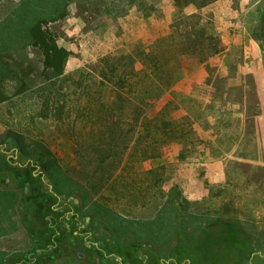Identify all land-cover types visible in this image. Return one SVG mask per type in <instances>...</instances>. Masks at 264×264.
<instances>
[{
    "label": "rangeland",
    "instance_id": "1",
    "mask_svg": "<svg viewBox=\"0 0 264 264\" xmlns=\"http://www.w3.org/2000/svg\"><path fill=\"white\" fill-rule=\"evenodd\" d=\"M37 20H48L69 52L58 78L44 77L32 46ZM133 68L177 80L173 115L184 137L120 135L118 154L99 164V132L132 128ZM120 76L126 87L108 88ZM100 99L111 113L105 121L96 116ZM14 133L57 156L70 177L61 195L40 173L28 184ZM40 184L61 198L56 211L77 215L66 227L77 233L69 239L76 253L64 242L49 247ZM214 224H224L213 231L225 237L200 255L197 233ZM0 264H264V0H0Z\"/></svg>",
    "mask_w": 264,
    "mask_h": 264
},
{
    "label": "trees",
    "instance_id": "2",
    "mask_svg": "<svg viewBox=\"0 0 264 264\" xmlns=\"http://www.w3.org/2000/svg\"><path fill=\"white\" fill-rule=\"evenodd\" d=\"M52 3V2H51ZM57 19L56 15H52L50 18L51 21H54ZM48 20H37L34 21L29 30V36L32 41V46L36 49H38L43 56V65H44V77L47 80H51L54 78L60 77L64 73L65 65L69 57V52L61 47L58 44V41L55 37V35L46 28ZM144 65V64H143ZM145 66V65H144ZM159 67L158 64L154 63L153 70L157 69ZM134 72L132 73V76L130 78V87L132 89V96L130 97V100H127L130 105L132 106L133 110V116H132V128L130 131H127L126 134L124 132H121L118 134L117 129L111 128V126L104 128V130L99 132V149L98 153L100 154V160L99 164L105 165L108 162L107 157L111 154L117 155V146L115 139L118 138V136H130L131 138H136L138 142H146L149 141L155 142L157 139V136L159 133V130H163V138L165 139H181L180 137H184V134L182 132V123L180 120H178L177 117L173 115L174 109H179L180 106L177 104V98L174 96L175 94H172L173 88L175 87V82L177 83V80H170V79H161L157 76H154L152 74H147V68L144 70L143 76L140 75L141 71L137 72L136 68H133ZM150 69V71H153ZM141 76V77H140ZM140 77V78H139ZM126 87V79L125 77H118L117 82L110 83V86L108 88L111 89H121ZM156 88L157 92L154 94H140L138 91L142 88ZM164 92V93H163ZM166 93H168L167 96L170 97V101H168L165 104V107L161 108L160 112L154 117H150L148 113H146L147 109L153 108L154 106H159L164 101V96H166ZM184 98V97H183ZM119 100H122V96H119ZM118 100V101H119ZM172 108V110H170ZM46 111H48V108L46 106ZM172 112V114H171ZM62 110L61 108L58 109L57 115L61 116ZM44 115H47V113H44ZM111 113L107 110V105L105 101L99 100V109L96 111V116L99 119V121H105L108 116H110ZM46 117V116H44ZM87 119H90L87 117ZM159 124H162V129H159ZM154 126V127H152ZM153 128V130H151ZM182 132V133H181ZM14 137L19 152L24 158V164L27 162V164L24 166L26 168V173L29 176L28 184L35 185L37 183V180L32 178L34 171H37L40 173L41 176H44L46 178H49L51 182L54 184L55 190L58 191V186L61 185V183H64L65 177L67 179H70L69 176H67L64 173V170L61 166V163L57 156L51 151L45 144L42 142H27L21 135L19 134H12ZM108 140V141H105ZM108 147H106V146ZM103 146H105L103 148ZM139 150L136 149V153ZM148 151V148L146 149ZM135 152V151H134ZM145 150H140L139 156L143 158V155H145ZM138 156V155H137ZM114 156L115 159H117ZM140 157L136 159V161L139 163ZM8 162V161H7ZM9 163V162H8ZM112 166V164H110ZM30 172L31 174V180H30ZM68 181V180H67ZM108 181V180H107ZM31 184V185H32ZM33 185V186H34ZM36 186V185H35ZM42 189H46L44 193H42V197L45 198L46 203L48 204L46 208L42 210H47L50 212L47 219V224L49 226V239L48 244L49 247L51 246L53 250L57 251V248L61 250L60 244L61 242L69 241L70 237L76 239L77 235L74 234L71 231H68L66 229V224L69 220H66V213L56 211L55 205L58 203V198L50 192L48 189V186L44 184H40ZM55 191V192H56ZM59 192V191H58ZM57 192V193H58ZM59 192L58 194H60ZM61 195V194H60ZM41 201L38 199H34V202L32 205L34 207L37 206V203ZM70 220H76L77 215H69L68 216ZM61 221L64 222L65 226L62 230L61 228ZM221 223V222H218ZM215 225H224V224H214L209 227H206L202 229L199 233L200 236V242L197 244V249L199 251L200 255H203L206 251L203 248L210 247L212 251L215 250L216 247L220 246L218 245L221 241L224 239L225 235L223 236L219 234L216 231H213L215 229ZM222 227V226H221ZM228 227V226H225ZM228 229V228H223ZM212 237H218L217 240L213 239ZM41 241H39L40 243ZM202 242V243H201ZM70 243V242H69ZM103 243L106 245L104 247H107V242L103 241ZM201 243V244H200ZM210 245H213L212 247ZM43 248V247H42ZM106 249V248H105ZM76 253V252H74Z\"/></svg>",
    "mask_w": 264,
    "mask_h": 264
},
{
    "label": "flooded vegetation",
    "instance_id": "3",
    "mask_svg": "<svg viewBox=\"0 0 264 264\" xmlns=\"http://www.w3.org/2000/svg\"><path fill=\"white\" fill-rule=\"evenodd\" d=\"M18 159H19V157H18V154L16 153V152H14V154H8V156H7V161L10 163V164H13V163H17L18 162ZM27 164V162L25 163V165ZM19 165H22V164H19ZM25 165H23V166H25ZM32 173H34L33 174V176H35V177H37V175H38V172L37 171H34V172H32ZM60 199L61 198H59L58 197V200L60 201ZM58 204V203H57ZM61 212H62V209L60 210ZM73 211H67V212H64V213H66V220H70L69 219V215H74V213H72ZM76 215V214H75ZM77 219V218H76ZM78 220V219H77ZM77 225L79 226V228L81 229V230H83V229H86L88 226H89V224H88V221H85V223H83V224H80V221H78V223H77ZM66 227L68 228V224H66ZM105 232H106V230L105 229H102V234H105ZM75 234H77L76 232H74ZM88 233V236H86V238H83L81 241L85 244V245H87L88 244V238L90 237V236H92V234L93 233H91V232H87ZM81 234H83V233H80V235ZM98 234V233H97ZM108 237H106L105 238V240H106V242H109V241H111V240H113V237H112V235L111 234H108L107 235ZM104 240V241H105ZM81 243V242H80ZM102 244H104L103 242H101ZM69 245H71L70 247V250L72 251V252H75V249H76V247L79 245V242H73L72 244H71V242L69 243V241H65L64 243H63V247H68ZM92 245V244H91ZM97 245H98V247L100 246V243L98 242V243H93V246H95V247H97ZM88 246H90V245H88ZM78 256H81V254H77Z\"/></svg>",
    "mask_w": 264,
    "mask_h": 264
},
{
    "label": "water",
    "instance_id": "4",
    "mask_svg": "<svg viewBox=\"0 0 264 264\" xmlns=\"http://www.w3.org/2000/svg\"><path fill=\"white\" fill-rule=\"evenodd\" d=\"M174 247H175V245H173L169 250L171 251Z\"/></svg>",
    "mask_w": 264,
    "mask_h": 264
}]
</instances>
